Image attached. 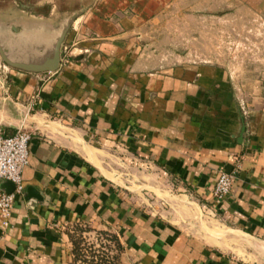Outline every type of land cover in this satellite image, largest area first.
Masks as SVG:
<instances>
[{"label":"crops","instance_id":"crops-1","mask_svg":"<svg viewBox=\"0 0 264 264\" xmlns=\"http://www.w3.org/2000/svg\"><path fill=\"white\" fill-rule=\"evenodd\" d=\"M174 14L264 21V0H0V135L31 134L0 264H95L76 229L94 253L116 239L110 264H264V67L151 49ZM63 36L56 72L3 60L42 64Z\"/></svg>","mask_w":264,"mask_h":264},{"label":"rangeland","instance_id":"rangeland-1","mask_svg":"<svg viewBox=\"0 0 264 264\" xmlns=\"http://www.w3.org/2000/svg\"><path fill=\"white\" fill-rule=\"evenodd\" d=\"M232 17L231 23L195 25L187 15H167L160 23L163 28L149 33L151 37H157L161 42L164 41L163 38L170 39V44L150 48L166 53L183 52L198 57H213L217 60L228 59L235 65L264 67V21H257L245 14H235ZM231 26L232 29L229 28ZM191 37L197 38L196 44H190ZM180 41L183 44H180ZM83 233V229L75 230L76 239L81 241L84 252L82 258L96 262L95 264H108L107 262L114 257L115 243L112 238L100 236L99 244L96 246L97 253H94L95 250L89 249L92 245L84 243Z\"/></svg>","mask_w":264,"mask_h":264},{"label":"built area","instance_id":"built-area-1","mask_svg":"<svg viewBox=\"0 0 264 264\" xmlns=\"http://www.w3.org/2000/svg\"><path fill=\"white\" fill-rule=\"evenodd\" d=\"M30 141L31 134L24 129H20L13 136L0 135V215L5 220V226L11 218L16 198L24 193L23 171L29 164ZM238 168L236 166L232 173L220 171L219 179L212 190L217 203L225 201L231 195ZM6 182L14 185L13 192L8 193L2 188Z\"/></svg>","mask_w":264,"mask_h":264},{"label":"water","instance_id":"water-1","mask_svg":"<svg viewBox=\"0 0 264 264\" xmlns=\"http://www.w3.org/2000/svg\"><path fill=\"white\" fill-rule=\"evenodd\" d=\"M64 40V36L61 37L55 46L54 53L51 59L47 60L42 64H26V63H16L8 60L6 56L1 52L3 60L11 68L29 72V73H53L56 72L61 64V47ZM2 188L11 193L14 190V185L10 182H6L2 185Z\"/></svg>","mask_w":264,"mask_h":264},{"label":"trees","instance_id":"trees-1","mask_svg":"<svg viewBox=\"0 0 264 264\" xmlns=\"http://www.w3.org/2000/svg\"><path fill=\"white\" fill-rule=\"evenodd\" d=\"M112 240H113L114 242H116L115 244H116L118 250H120L119 243L116 241V239L112 237ZM74 245H75V253H76V257H77V259L82 258L83 249H82V247H81V246H82V245H81V241H77V239L75 238V240H74ZM102 263H103V261H102ZM103 264H104V263H103Z\"/></svg>","mask_w":264,"mask_h":264}]
</instances>
